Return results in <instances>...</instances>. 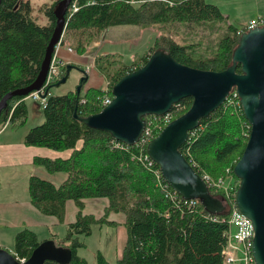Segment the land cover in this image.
I'll return each mask as SVG.
<instances>
[{"label":"trees","instance_id":"1","mask_svg":"<svg viewBox=\"0 0 264 264\" xmlns=\"http://www.w3.org/2000/svg\"><path fill=\"white\" fill-rule=\"evenodd\" d=\"M60 0L46 4V23L32 15L30 0H2L0 5V101L8 93L32 85L40 74L47 47L52 38ZM72 3V2H71ZM80 8L66 15V31L82 35L87 30L103 31L111 26L133 24L143 27L161 25L162 32L148 52L138 61L126 64L115 54H100L96 61L106 78L116 84L124 75L143 66L150 55L162 49L180 63L197 69L223 71L233 63V53L239 44V27L230 23L221 9L209 0H79ZM222 24L225 32L218 37L213 53L201 56L202 41L178 42L172 28L196 29ZM76 35V34H75ZM82 47V45H81ZM80 47V48H81ZM79 52H84L83 47ZM116 58H118L116 60ZM238 72L242 71L238 65ZM67 73L64 68L63 76ZM58 81L52 84L56 85ZM83 89V86H82ZM69 91L50 95L44 107L45 120L32 127L25 136L30 146L57 151L72 150L68 158L37 156L34 162L50 173L66 172L67 179L59 186L32 176L29 181L31 202L45 215L64 220L66 203L74 200L79 208L77 219L68 225L66 236L58 244L72 251L67 264H88L77 250L85 246L81 236L92 233V225L107 222L110 212L125 216L127 241L115 263L100 251L96 264H223L222 250L226 243L228 219L236 206L235 197L240 180L234 173L249 136L248 121L243 109L226 101L199 127L190 132L181 151L199 174L213 179L224 178L231 186L226 200L214 188L211 193L223 200L227 211L212 214L200 200L193 206L174 190L161 175L158 164L144 160L147 144L115 146L109 132L87 126L75 118L100 112V100L105 89L89 87L83 93ZM112 94V91H110ZM27 96L17 95L8 100L0 116V129L9 122L13 127L28 118ZM85 99V102L81 100ZM193 103L182 99L170 110L174 120L186 113ZM158 116H145L149 120ZM161 131H155L157 136ZM109 199L105 215L99 219L84 214V199ZM43 242L35 230L25 227L15 237L14 253L29 259ZM44 264H64L48 260Z\"/></svg>","mask_w":264,"mask_h":264},{"label":"water","instance_id":"2","mask_svg":"<svg viewBox=\"0 0 264 264\" xmlns=\"http://www.w3.org/2000/svg\"><path fill=\"white\" fill-rule=\"evenodd\" d=\"M71 2L60 0L55 8L56 26L36 81L5 95L0 101V116L9 99L17 95L28 96L44 84L56 45L66 29V15ZM238 65H241V72L237 71ZM73 67L67 65L66 75L57 84L67 81ZM88 78L86 74L78 93ZM234 89L251 125L244 153L234 168L240 180L235 204L253 223L255 264H264V26L241 34L233 53V63L223 71L184 65L172 54L157 49L143 66L114 84V98L110 104L87 117H79L76 111L74 116L89 127L109 132L118 141L135 145L146 128L145 116L164 115L176 103L191 97L190 109L168 123L150 141L147 152L159 165L165 181L183 198L198 199L210 213L222 214L227 211V205L211 193L181 148L189 139L190 132L199 127L203 118L224 104ZM71 259L72 251L54 239L41 242L25 263H21L9 249L0 247V264H44L48 260L67 264Z\"/></svg>","mask_w":264,"mask_h":264},{"label":"crops","instance_id":"3","mask_svg":"<svg viewBox=\"0 0 264 264\" xmlns=\"http://www.w3.org/2000/svg\"><path fill=\"white\" fill-rule=\"evenodd\" d=\"M215 3L228 18L230 23L237 25L239 28L245 26L251 19L264 16V0H209ZM104 31V30H103ZM101 31V33H103ZM143 34L151 33L150 40L147 45L156 40L160 34L157 29H142ZM142 34V33H141ZM69 40L66 39V43ZM102 40L95 42L96 46L102 48ZM153 44L144 50V54L149 51ZM92 48L94 46H88ZM89 49L84 52L77 51L69 53L65 47H62L59 52L60 58L69 64H77L85 67L90 62L91 55L112 54L111 52H98L94 54ZM96 53V52H95ZM89 87H92L90 85ZM88 87V88H89ZM87 88V89H88ZM28 107V105H27ZM29 111V108H28ZM27 132H20L18 129H9V126L0 129V247H5L14 253L13 241L16 234L23 228L28 227L36 231L41 241L54 239L57 243L61 242L66 236L52 234L41 238L42 233L51 230L53 227L66 225V234L68 225L77 219L79 208L74 200H68L66 203V211L64 220L52 215L41 213L38 208L31 202L29 194V181L32 176H37L42 179L54 183L56 186L61 185L68 177L66 172L50 173L42 166L35 164L34 159L39 157L48 158H68L72 150L57 151L47 147L30 146L25 143ZM84 214H91L96 219L101 218L105 212V207L109 204V199L86 198ZM109 217V225L117 226L120 233L119 237L124 239L125 216L124 214L111 213ZM110 214V215H111ZM122 218V219H121ZM113 221V222H112ZM59 228V227H58ZM116 228V229H117ZM42 229V230H40ZM127 231V229H126ZM127 241V237L126 240ZM122 254H118V258Z\"/></svg>","mask_w":264,"mask_h":264},{"label":"rangeland","instance_id":"4","mask_svg":"<svg viewBox=\"0 0 264 264\" xmlns=\"http://www.w3.org/2000/svg\"><path fill=\"white\" fill-rule=\"evenodd\" d=\"M56 1L58 0H30L32 6V15L38 20L39 23L47 22V17L45 15V12L43 11L44 5H50ZM143 28H155L159 30V35H161L162 32L167 31L166 29H164L163 31L161 25L159 24L153 25L151 27H143L133 24H121L111 26L105 29L103 33L96 30H87L82 33V35H80L79 33H70L69 31H66L65 40H69L68 43H70L71 41L70 46L75 50V52L80 51L82 47L84 50L89 49L88 51H92L94 52V54H98V52L102 53V51L111 52L112 54H115L117 57H119V59L125 62L126 64H131L135 60L138 61L137 59L140 57V55L144 54V50L148 48L151 44H154V41H151L152 43L147 45L150 40L151 33H146L144 35L142 32ZM172 32L174 33V38L180 43H183L188 40L193 42H195V40L202 41V44L199 46V49L203 51L201 53V56H206L213 53L212 50L215 47V43L217 42L218 37L225 32V27L222 24H216L211 27L201 26L197 27L194 30L180 27L177 29L172 28ZM101 40L103 41L102 48H99V46H96L95 42ZM88 46L94 47L89 48ZM97 56L95 55V58ZM117 59L118 58H116V60ZM91 61L92 60H90V62ZM95 63L96 67L93 68V70L88 74V80L84 81L83 83V93L90 85L96 88L106 89L108 79L102 72H100L97 61H95ZM73 66L74 67L71 69L67 81L61 84H56L51 87L50 95L66 94L71 90L76 91L78 87H80L82 79L86 76V73L84 71V67H81L77 64H73ZM109 82L112 83L111 81ZM26 104L29 108V115L25 123L16 127L10 125L9 129H18L20 132L24 131L28 133V131L32 127L40 125L44 122L45 106L42 104V102L40 100H34L31 97H27ZM105 212L101 217L105 215ZM111 213L113 212H110L107 216V222L93 224L92 233L89 236H81L80 238L81 241L85 242V246L80 247L77 250V253L79 256L86 258L88 264H96V256L99 251L103 253L107 260L111 263H115L118 259V254H122L123 248L126 244L125 240L127 237V231L126 229L124 230V239H121L122 237H119L117 239L116 230H118L119 236L120 229L117 228L118 225H109V217L110 219L112 217ZM116 213L118 212H114V217H116ZM118 214L122 215L123 213L119 212ZM58 227H55V229L53 227L51 230L47 229L45 233H42L39 236H41V238L45 236H51L52 234H56L58 235V237L65 236L67 230L66 225ZM14 243L15 239L13 241V245Z\"/></svg>","mask_w":264,"mask_h":264},{"label":"built area","instance_id":"5","mask_svg":"<svg viewBox=\"0 0 264 264\" xmlns=\"http://www.w3.org/2000/svg\"><path fill=\"white\" fill-rule=\"evenodd\" d=\"M80 8L79 0H72L70 4L68 12L71 10L72 13L78 11ZM264 26V16L251 19L245 26H242L238 29L239 33L242 34L245 31H248L255 27ZM62 47H65L69 53H76L75 50L66 43L65 40V32L61 37L60 42L56 45L55 52L53 54L49 71L46 77V80L42 87L39 90H35L31 92L27 97H31L34 100H40L44 106L47 105L48 97L50 96V89L52 84L56 81L60 80L63 77L64 68L69 64L68 62L63 61L59 52ZM91 58V62L85 65L84 71L88 75L93 68L96 67V58L95 56H89ZM114 84L110 83L107 80L106 93L100 100V105L104 108L108 104H110L114 98L113 93L111 94ZM85 102V99L81 100ZM229 104L234 106L236 109L242 110V104L239 97V94L236 89L232 90L227 100ZM225 101V102H226ZM156 116V115H154ZM154 119H151L146 122V128L138 141L141 145H145L150 143V141L155 137L153 136L155 131H162L164 127L172 121L171 113L168 112L164 115L158 116ZM243 119L247 121L245 114L243 112ZM9 126V122H7L1 129H4ZM246 135L250 136L251 133V125L248 123L246 126ZM126 143L124 142H115V146L122 147ZM144 160H148L150 164L156 163L151 159L148 152L144 155ZM157 164V163H156ZM193 165V164H192ZM194 167V165H193ZM195 168V167H194ZM161 170V169H160ZM162 175V172H161ZM205 182L208 184L209 188H214L219 194L228 200L231 197V185L225 181L224 178L213 179L209 174L203 173L200 174ZM163 176V175H162ZM193 206L197 205L196 199H186ZM226 243L222 250L223 255V264H255V258L253 255V242L255 231L253 227V223L251 219H249L246 215H244L238 208L235 206L228 219V229L226 232ZM17 259L21 263H25L27 258H21L15 255Z\"/></svg>","mask_w":264,"mask_h":264}]
</instances>
